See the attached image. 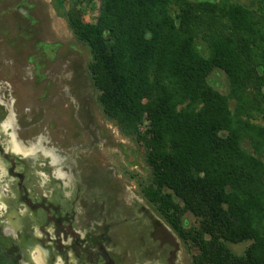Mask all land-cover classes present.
<instances>
[{
    "label": "trees",
    "instance_id": "trees-1",
    "mask_svg": "<svg viewBox=\"0 0 264 264\" xmlns=\"http://www.w3.org/2000/svg\"><path fill=\"white\" fill-rule=\"evenodd\" d=\"M95 1V23L79 3L66 18L104 115L145 150L141 194L192 264H264V0ZM215 70L228 95L210 85ZM0 264H18L3 243Z\"/></svg>",
    "mask_w": 264,
    "mask_h": 264
},
{
    "label": "rangeland",
    "instance_id": "rangeland-1",
    "mask_svg": "<svg viewBox=\"0 0 264 264\" xmlns=\"http://www.w3.org/2000/svg\"><path fill=\"white\" fill-rule=\"evenodd\" d=\"M75 3L97 21L95 0H0V243L18 264H192L194 251L141 194L144 148L98 102L91 51L66 18ZM209 83L229 94L223 71Z\"/></svg>",
    "mask_w": 264,
    "mask_h": 264
},
{
    "label": "flooded vegetation",
    "instance_id": "flooded-vegetation-1",
    "mask_svg": "<svg viewBox=\"0 0 264 264\" xmlns=\"http://www.w3.org/2000/svg\"><path fill=\"white\" fill-rule=\"evenodd\" d=\"M4 120L5 119H1L0 121H2V122H4ZM18 146H19V144H18ZM20 149H21V146L19 147ZM59 151H61L60 149H58ZM3 153H4V155L2 156V158L3 159H5V160H7V158H6V156H7V153L5 152V151H2ZM14 164L13 163H11L10 164V166L12 167ZM16 168H18V165L16 164ZM13 168H10V170H12ZM20 175H21V177H22V175H23V173L22 172H20ZM20 180H21V178H20Z\"/></svg>",
    "mask_w": 264,
    "mask_h": 264
}]
</instances>
